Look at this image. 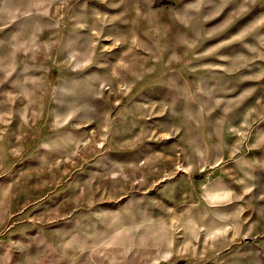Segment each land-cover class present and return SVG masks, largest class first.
Segmentation results:
<instances>
[{
	"label": "rangeland",
	"instance_id": "obj_1",
	"mask_svg": "<svg viewBox=\"0 0 264 264\" xmlns=\"http://www.w3.org/2000/svg\"><path fill=\"white\" fill-rule=\"evenodd\" d=\"M0 264H264V0H0Z\"/></svg>",
	"mask_w": 264,
	"mask_h": 264
}]
</instances>
